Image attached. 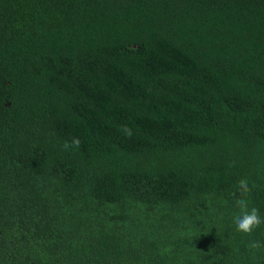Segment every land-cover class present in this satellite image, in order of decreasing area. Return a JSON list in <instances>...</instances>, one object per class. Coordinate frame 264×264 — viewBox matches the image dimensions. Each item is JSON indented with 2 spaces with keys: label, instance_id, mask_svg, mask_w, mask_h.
Returning <instances> with one entry per match:
<instances>
[{
  "label": "trees",
  "instance_id": "trees-1",
  "mask_svg": "<svg viewBox=\"0 0 264 264\" xmlns=\"http://www.w3.org/2000/svg\"><path fill=\"white\" fill-rule=\"evenodd\" d=\"M243 178L264 217V0H0V264H264Z\"/></svg>",
  "mask_w": 264,
  "mask_h": 264
},
{
  "label": "clouds",
  "instance_id": "clouds-1",
  "mask_svg": "<svg viewBox=\"0 0 264 264\" xmlns=\"http://www.w3.org/2000/svg\"><path fill=\"white\" fill-rule=\"evenodd\" d=\"M120 131L128 138L133 135V130L127 125L120 126ZM80 145V139L73 137L70 141H65L62 147L64 150L79 149ZM254 187V184L250 186L248 180L243 178L237 182L236 191L231 194L235 197V207L238 209L237 214L233 216V224L238 232L245 235H251L255 229L264 224V217L260 215L259 209L249 207V197ZM247 247L255 252L264 247V245H261L259 241H251Z\"/></svg>",
  "mask_w": 264,
  "mask_h": 264
}]
</instances>
